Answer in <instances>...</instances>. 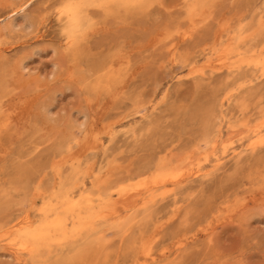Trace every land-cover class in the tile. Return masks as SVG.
I'll list each match as a JSON object with an SVG mask.
<instances>
[{"label":"rangeland","instance_id":"374dc122","mask_svg":"<svg viewBox=\"0 0 264 264\" xmlns=\"http://www.w3.org/2000/svg\"><path fill=\"white\" fill-rule=\"evenodd\" d=\"M83 1L0 0V264H264V0Z\"/></svg>","mask_w":264,"mask_h":264},{"label":"bare ground","instance_id":"6f19581e","mask_svg":"<svg viewBox=\"0 0 264 264\" xmlns=\"http://www.w3.org/2000/svg\"><path fill=\"white\" fill-rule=\"evenodd\" d=\"M86 1H88L89 3L93 2V3H98V4H101V5H104V6H110V7H117V6H120V5H124V6L132 7V8H142L146 3H148L149 0H84L83 2H86ZM22 7H21L20 10H22ZM24 8H25V6H24ZM111 9H113V8H111ZM65 10L67 12V17H68V20H67L68 33L70 35L71 34L73 35L77 31H79L86 24L87 17L83 13L81 4L69 5L67 8H65ZM260 136L257 139L254 140V142L252 143L251 146H256V145H258V143L260 144V143H262L264 141V138H262V136L261 137ZM197 174L201 175L200 170H198ZM88 200H90V199H88ZM80 220H83V219H80ZM60 222H61V220H60ZM25 224L27 225V223H25ZM74 224H76V223H73V225ZM54 225H55V227H54ZM54 225L52 227L48 226V225H45V227L39 228L35 233H33L32 231H29V230L27 231V229L26 230L23 229V231H24L23 232V234H24V236H23L24 237V249L34 245L36 243V241H37L36 239H40V240L44 239L46 241V243H47V240H49L50 237H52L53 233H57V234L60 233L59 235L61 236L63 229L60 230L61 227L60 228L56 227L57 223L54 224ZM77 225H79V224H77ZM20 230H19V232H20ZM60 239H61V237H60ZM60 239L58 237L57 240L61 241ZM53 240H54V238H53ZM53 240H52V242H53Z\"/></svg>","mask_w":264,"mask_h":264}]
</instances>
